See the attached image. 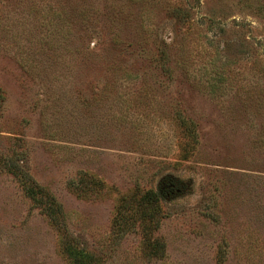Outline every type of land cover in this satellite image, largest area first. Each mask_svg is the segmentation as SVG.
I'll use <instances>...</instances> for the list:
<instances>
[{"label": "rangeland", "instance_id": "374dc122", "mask_svg": "<svg viewBox=\"0 0 264 264\" xmlns=\"http://www.w3.org/2000/svg\"><path fill=\"white\" fill-rule=\"evenodd\" d=\"M0 264H264V0H0Z\"/></svg>", "mask_w": 264, "mask_h": 264}, {"label": "trees", "instance_id": "16d2710c", "mask_svg": "<svg viewBox=\"0 0 264 264\" xmlns=\"http://www.w3.org/2000/svg\"><path fill=\"white\" fill-rule=\"evenodd\" d=\"M6 165L17 173L24 191L33 200L34 204L41 206L55 224L61 230H65L62 205L56 198L42 188L27 172L12 161H7ZM149 199H151V201L153 200L150 197Z\"/></svg>", "mask_w": 264, "mask_h": 264}]
</instances>
